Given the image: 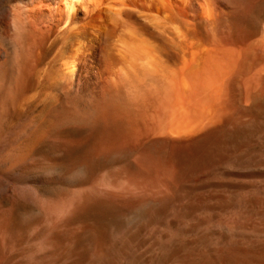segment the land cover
I'll list each match as a JSON object with an SVG mask.
<instances>
[{
	"label": "rangeland",
	"instance_id": "rangeland-1",
	"mask_svg": "<svg viewBox=\"0 0 264 264\" xmlns=\"http://www.w3.org/2000/svg\"><path fill=\"white\" fill-rule=\"evenodd\" d=\"M241 1L233 33L258 27V48L226 112L184 138L136 135L147 114L127 87L64 100L40 76L55 36L36 34L21 58L1 43L0 264H264V0Z\"/></svg>",
	"mask_w": 264,
	"mask_h": 264
},
{
	"label": "bare ground",
	"instance_id": "bare-ground-1",
	"mask_svg": "<svg viewBox=\"0 0 264 264\" xmlns=\"http://www.w3.org/2000/svg\"><path fill=\"white\" fill-rule=\"evenodd\" d=\"M6 1L0 63L10 61L2 44L21 58L35 46L36 34L55 36L56 64L42 72L43 82L61 84L63 99L72 103L127 87L130 101L147 114L134 133L167 140L192 136L212 123L209 117L226 112L231 76L246 71L245 58L260 41L258 27L247 41L233 33L232 22L246 4L241 0H203L196 11L192 0ZM204 24L211 28L203 30ZM3 28L17 39L5 37ZM91 187L75 191L68 206L82 202Z\"/></svg>",
	"mask_w": 264,
	"mask_h": 264
}]
</instances>
